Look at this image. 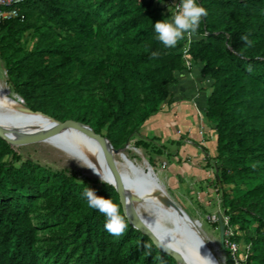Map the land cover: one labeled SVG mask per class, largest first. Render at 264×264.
Listing matches in <instances>:
<instances>
[{
    "label": "trees",
    "instance_id": "1",
    "mask_svg": "<svg viewBox=\"0 0 264 264\" xmlns=\"http://www.w3.org/2000/svg\"><path fill=\"white\" fill-rule=\"evenodd\" d=\"M153 2L21 0L18 15L0 18L7 83L30 110L86 123L112 147H123L168 99L174 70L183 67V39L174 48L156 39L154 24L170 12ZM197 4L208 15L186 57L210 79L203 115L214 132L220 180L231 184L221 203L231 238L238 241L241 233L248 243L241 264H264V0ZM133 145L150 143L140 136ZM85 189L118 205L124 234L106 231V217L88 207ZM38 198L45 204L39 221H57L72 244L68 250L55 244L50 253L36 245L32 212ZM223 252V264H234L226 246ZM0 264L178 262L127 221L111 184L22 158L0 138Z\"/></svg>",
    "mask_w": 264,
    "mask_h": 264
},
{
    "label": "rangeland",
    "instance_id": "2",
    "mask_svg": "<svg viewBox=\"0 0 264 264\" xmlns=\"http://www.w3.org/2000/svg\"><path fill=\"white\" fill-rule=\"evenodd\" d=\"M166 1L167 0H154V3L159 4L163 2L164 4ZM207 83L208 85H200L202 86V91L205 96L209 90L210 79L207 80ZM4 85L9 89L6 91L3 90ZM171 85L172 83L169 84V87H171ZM0 92L3 94L6 93L10 98L14 97L16 94L6 81V72L3 68L1 60ZM22 104L24 105L23 101ZM196 107L195 111H201L198 106ZM1 112L3 115L5 114L13 119H18L20 116L15 110H12V112L9 110H1ZM196 120L197 119H195V121ZM154 122L156 121L151 120L146 122L145 120L137 131H134L127 136L122 148L125 156L120 153L122 156L121 165L129 166L132 169L140 171L143 174L142 176L147 179L148 176L145 173L142 158L146 159L147 156H151L153 158V163H148V166L150 171L158 178V180L157 183L148 182L150 188L155 191V193L164 195L160 190L158 183L162 182L169 197L179 204L190 217L196 229V236L198 240L211 252L216 251L215 254H213V257H216L218 262L223 264V248L225 245L224 243L222 246L220 245V234H222L223 239L225 227L223 220L227 214L224 212V208L221 203V194L223 191H228L231 184H226L220 180L218 168L219 161L214 157L215 151L214 149L212 151L208 150V147L205 146L206 143L202 145L203 148H198L199 152L197 153H191L187 150H183L181 145L184 143L183 139L189 138L187 135L188 129L184 132H180L181 128L179 127L176 131H172L174 132L172 135L168 130L164 131L163 128H157ZM195 123L197 126V121ZM206 124L207 126H210L207 120L203 118V126L205 129L203 138H205V140L208 135L206 131L208 130L206 128ZM140 136L148 140L150 143L148 147H135L133 145V140ZM0 138L2 137L0 136ZM190 138L195 141L199 140L198 136ZM2 139L11 145L16 153H18L22 158H31L32 160L51 168H65L72 170L75 171L79 177L97 178L82 158L65 145L53 142L49 139L26 141L16 145L11 141L9 142L7 139ZM154 147H160L162 152L157 153L154 150ZM126 158L130 159L128 163L125 161ZM130 176L132 179H136L135 175L131 172ZM134 204L137 210L146 215L151 222L161 224L159 218L163 216L160 215L159 212H155L152 209L147 208L146 205L139 200H134ZM165 209L170 215L176 218L169 208L166 207ZM44 210V201L42 198H38L36 200V206L32 212V218L37 224L38 238L36 245L40 249L46 250L47 252L55 244H58L64 247L65 250H68L72 244L66 237H63V229L60 228L57 221H39ZM169 225L170 223L168 222L166 224H161V226L166 229ZM199 236L203 239H200ZM237 242L238 249L234 252V255L243 257L244 253H247V242L244 241L241 233ZM50 251V253H53V250Z\"/></svg>",
    "mask_w": 264,
    "mask_h": 264
},
{
    "label": "bare ground",
    "instance_id": "3",
    "mask_svg": "<svg viewBox=\"0 0 264 264\" xmlns=\"http://www.w3.org/2000/svg\"><path fill=\"white\" fill-rule=\"evenodd\" d=\"M7 89L9 88L4 85L3 90L6 91ZM1 110H9L11 112L12 110H15L20 116L18 119H13L5 114L3 115ZM52 126L53 121L49 116L32 111L25 107L22 104V100L19 95L15 94L14 97L10 98L6 93L3 94L0 92V129L7 134L6 139L9 142L21 143L26 141L49 139L53 142L65 145L81 157L82 160L90 167L93 174L101 180L109 178L108 166L104 160V157L107 155L110 158L114 173L121 183L124 197V208L127 212L128 210L135 211L140 218L146 222L148 228H150V230L157 237H159L162 242H165L175 249L180 250L185 240V236L181 232V227L187 225L191 228L194 236L197 238L193 222L172 211L160 199L161 196H166L157 194L150 188L147 180L148 178L145 179L142 176L143 174L138 170L132 169L129 166L121 165V151L118 150L116 152H112L107 145L103 149L100 148L95 141L86 138L81 130L76 129L69 123L64 124L54 132L50 131V127ZM44 129L47 131L42 132ZM123 156H125V154ZM125 161L127 163L129 162L127 158ZM130 172L135 175L136 179L131 178ZM134 200H139L144 203L147 208H150L155 212H159L160 215L163 216H160L161 218H159L161 224H166L167 222L170 223L168 228H163L161 224L151 222L146 215L140 213L135 207ZM166 207L171 210L177 220L167 212L165 209ZM199 238L203 239L200 236ZM198 242L202 251V257L204 258L203 264H212V258H216L213 257V254H215L216 251L214 252L212 250L213 252H211L199 240ZM182 264L186 263L183 262Z\"/></svg>",
    "mask_w": 264,
    "mask_h": 264
},
{
    "label": "water",
    "instance_id": "4",
    "mask_svg": "<svg viewBox=\"0 0 264 264\" xmlns=\"http://www.w3.org/2000/svg\"><path fill=\"white\" fill-rule=\"evenodd\" d=\"M21 98V97H20ZM22 100V98H21ZM29 109V108H28ZM36 112L45 114L39 110H34ZM47 115V114H45ZM48 116V115H47ZM50 117V116H49ZM51 120L53 121V126L50 127V131L54 132L58 130L60 127H62L64 124L69 123L71 126L75 127L76 129H79L83 132V134L86 136V138L91 139L96 142V144L100 148L108 146V148L112 152L116 151H121V153L124 155V152L122 151V148H115L112 147L107 140L106 136H104L102 133L95 132L92 130V128L83 122H80L78 120H74L71 118H66L64 120H57L55 118L50 117ZM47 130L44 129L42 132H46ZM0 136L4 139H6L7 134L3 132L0 129ZM128 159V158H127ZM104 160L108 166V173H109V178L104 179L103 181L108 182L111 184L114 188V190L117 193V199L118 202L120 203L122 213L126 217L127 221L137 229H139L141 232L145 233L151 240V242L157 246L158 248L170 253L171 255L174 256L178 264H182L185 262L186 264H203V257H202V251L200 249L199 242L197 238L194 236L191 228H189L187 225L181 227V232L185 236V240L182 244V247L180 250L173 248L172 246L166 244L165 242H162L159 237H157L151 230L148 228L146 222L140 218V216L133 210H128V212L124 208V197H123V191H122V186L117 178L116 174L114 173V170L111 165L110 158L106 155L104 157ZM130 161V159H128ZM142 164L145 168V173L148 176V182L149 183H157L158 178L150 171L148 162L145 158H142ZM160 186V190L162 193L166 196L163 197L161 196V200L176 214H180L181 216L185 217L188 220H191L188 216V214L185 212V210L177 204L175 201H173L169 195L166 193L165 188L162 184V182H158ZM220 245H223V239H222V234H220ZM179 253V254H178ZM212 264H220L216 258H212Z\"/></svg>",
    "mask_w": 264,
    "mask_h": 264
},
{
    "label": "crops",
    "instance_id": "5",
    "mask_svg": "<svg viewBox=\"0 0 264 264\" xmlns=\"http://www.w3.org/2000/svg\"><path fill=\"white\" fill-rule=\"evenodd\" d=\"M154 5L162 7L163 10L167 9L163 2L159 4L154 3ZM171 16V14L167 15L165 20H170ZM198 70L199 63L197 62H191L189 70L184 67L174 70L175 81L169 87L170 96L168 99L160 102L159 109L146 119V122L154 120L156 121L154 123L157 128H163L164 131L168 130L172 135L174 134L172 131H176L179 127L181 128L180 132L188 129L187 135L195 138L196 106L203 111L206 97L200 85H208L207 80L209 79L208 77L201 76ZM206 128L208 129L206 130L208 135L205 140V146L208 147V150L212 151L214 149V132L207 124ZM181 146L183 150L191 153L199 152V149L195 146L185 143H182Z\"/></svg>",
    "mask_w": 264,
    "mask_h": 264
},
{
    "label": "clouds",
    "instance_id": "6",
    "mask_svg": "<svg viewBox=\"0 0 264 264\" xmlns=\"http://www.w3.org/2000/svg\"><path fill=\"white\" fill-rule=\"evenodd\" d=\"M207 15V9L197 4V0H180L170 20H160L154 24L156 39L165 47L174 48L185 38V35L189 38L193 36L200 26L201 19ZM241 39L251 46L252 42L248 36H242ZM157 55L156 52L152 53L153 57ZM82 196L86 199L89 208L105 215L104 227L109 234L115 237L124 234L127 224L120 215L117 204L99 197L92 189H85Z\"/></svg>",
    "mask_w": 264,
    "mask_h": 264
},
{
    "label": "built area",
    "instance_id": "7",
    "mask_svg": "<svg viewBox=\"0 0 264 264\" xmlns=\"http://www.w3.org/2000/svg\"><path fill=\"white\" fill-rule=\"evenodd\" d=\"M21 0H0V18H7V17H12L18 15V10H19V3ZM180 3V0H167L164 5L167 7V10L170 12L172 15V12L175 11L176 6ZM205 31H203L204 33ZM198 34H194L190 38L185 35V38L183 39V45L180 49L181 51V56H182V61H183V67L187 70H189L191 66V62L187 59L186 57V50L188 48V42L190 39H192L194 36ZM196 114V121H197V126L195 129L196 136L199 137V140L195 141L193 139L185 138L183 139L184 143L187 145H192L195 146L199 149L203 148L202 145L205 144V138L204 133L205 129L203 126V112L202 111H195ZM224 232H223V243L224 245L229 249L234 264H241V260L245 257L246 253H244L243 257L240 256H235L234 252L238 249V242L231 238V235L233 234V228L232 226L228 223V216L225 215L224 217ZM248 248V244L246 243V250Z\"/></svg>",
    "mask_w": 264,
    "mask_h": 264
}]
</instances>
